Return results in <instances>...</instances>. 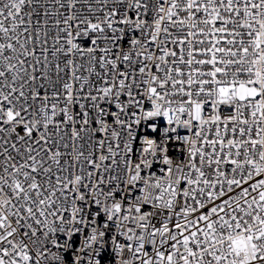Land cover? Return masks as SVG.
<instances>
[{
    "label": "snow or ice",
    "instance_id": "6c2138e0",
    "mask_svg": "<svg viewBox=\"0 0 264 264\" xmlns=\"http://www.w3.org/2000/svg\"><path fill=\"white\" fill-rule=\"evenodd\" d=\"M0 264H264V0H0Z\"/></svg>",
    "mask_w": 264,
    "mask_h": 264
}]
</instances>
